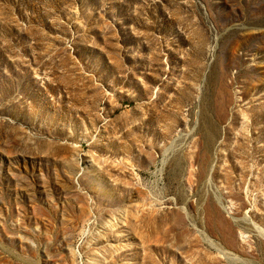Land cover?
<instances>
[{"label":"rangeland","instance_id":"1","mask_svg":"<svg viewBox=\"0 0 264 264\" xmlns=\"http://www.w3.org/2000/svg\"><path fill=\"white\" fill-rule=\"evenodd\" d=\"M0 264H264V0H0Z\"/></svg>","mask_w":264,"mask_h":264}]
</instances>
